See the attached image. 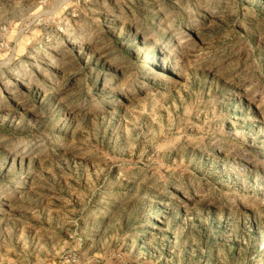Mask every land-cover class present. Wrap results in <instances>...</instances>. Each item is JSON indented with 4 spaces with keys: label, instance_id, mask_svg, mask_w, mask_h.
I'll list each match as a JSON object with an SVG mask.
<instances>
[{
    "label": "rangeland",
    "instance_id": "374dc122",
    "mask_svg": "<svg viewBox=\"0 0 264 264\" xmlns=\"http://www.w3.org/2000/svg\"><path fill=\"white\" fill-rule=\"evenodd\" d=\"M0 264H264V0H0Z\"/></svg>",
    "mask_w": 264,
    "mask_h": 264
},
{
    "label": "bare ground",
    "instance_id": "6f19581e",
    "mask_svg": "<svg viewBox=\"0 0 264 264\" xmlns=\"http://www.w3.org/2000/svg\"><path fill=\"white\" fill-rule=\"evenodd\" d=\"M110 82L111 81H109L108 83L104 84L103 87H102V89H107L109 87V85H110Z\"/></svg>",
    "mask_w": 264,
    "mask_h": 264
}]
</instances>
